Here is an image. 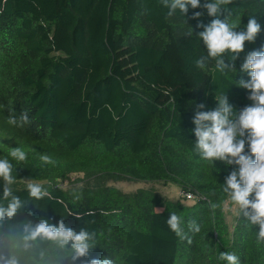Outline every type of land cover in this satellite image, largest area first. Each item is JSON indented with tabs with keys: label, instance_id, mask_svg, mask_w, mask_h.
<instances>
[{
	"label": "trees",
	"instance_id": "trees-1",
	"mask_svg": "<svg viewBox=\"0 0 264 264\" xmlns=\"http://www.w3.org/2000/svg\"><path fill=\"white\" fill-rule=\"evenodd\" d=\"M168 11L162 0H0V159L13 164L12 187L24 205L0 220V255L17 264H58L64 253L51 241L26 240V229L63 220L76 232L97 234L76 264L106 256L115 264H226L218 259L225 251L240 264H264L258 226L238 207L227 219L222 184L237 166L203 160L193 123L223 94L237 113L252 105L238 82L250 80L241 71L246 56L264 48V0H233L215 17L191 6L185 16ZM194 12L202 15L193 19ZM252 16L260 33L234 61L225 54L236 70L221 73L214 61L196 67L207 55L198 25L228 18L240 32ZM9 112L17 119L27 112L30 122L10 125ZM17 147L26 152L23 162L10 156ZM43 154L55 165L44 164ZM29 180L51 198H30ZM124 181L175 185L180 197L114 186ZM171 212L185 231L191 220L200 224L199 233H189L191 244L167 226Z\"/></svg>",
	"mask_w": 264,
	"mask_h": 264
},
{
	"label": "clouds",
	"instance_id": "clouds-1",
	"mask_svg": "<svg viewBox=\"0 0 264 264\" xmlns=\"http://www.w3.org/2000/svg\"><path fill=\"white\" fill-rule=\"evenodd\" d=\"M232 2L233 0H205L201 4V0H162V4L169 9L168 17L173 16L177 10L185 16L189 6L192 9H206L208 15L215 17L222 6ZM201 15V12H194L192 18L196 19ZM198 27L204 28L197 37L206 46L207 55L197 59L195 65L204 70L210 61H214L215 68L221 73L225 70H236L234 63H225V54L231 53L230 61H234L244 50L245 42H253L261 31V25L254 16L249 17L246 30L240 32L234 31L236 26L231 25L228 18L223 21L217 18L207 26ZM185 35L191 37L192 29ZM241 71L250 75V80L241 79L238 84L249 90L248 99L253 102L252 105L244 107L237 113L229 104L227 96L223 94L216 98L217 107L214 110L197 111L193 118L195 149L203 160L211 162L219 160L226 165L237 166L226 176L222 191L227 194L231 204L238 207L239 214L245 220L253 226H258L259 243L264 242V48L250 52L241 65ZM204 107L203 104L198 105V108ZM7 122L13 126L23 127L30 121L27 112L21 113L19 119L9 112ZM10 156L17 162L27 159L26 152L20 147L12 148ZM40 160L44 164L56 163L47 154L41 155ZM13 172V164L7 158L0 159V180L4 182L2 200L7 201L6 206L0 204V220L12 218L24 206L22 200L14 194L12 186L16 181V175H13ZM26 185L30 198L37 201L45 197L51 198L47 188L40 183L29 180ZM166 223L179 239L186 240L188 244L192 243V236L189 233L194 235L201 231L200 224L195 220L188 222V230L185 231L181 217L175 212L170 213ZM26 231V240L51 241L64 253L58 264L69 259L72 264H76L81 258L87 257L89 251L95 247L97 235L86 228L76 232L66 227L63 220L55 225L41 221L30 225ZM218 259L226 264H240V259L234 252H220ZM0 264H17V261L0 255ZM84 264H115V261L111 256H106L84 261Z\"/></svg>",
	"mask_w": 264,
	"mask_h": 264
},
{
	"label": "rangeland",
	"instance_id": "rangeland-1",
	"mask_svg": "<svg viewBox=\"0 0 264 264\" xmlns=\"http://www.w3.org/2000/svg\"><path fill=\"white\" fill-rule=\"evenodd\" d=\"M70 184V182H69ZM114 186L120 189L123 192H133L137 189H146L149 187H153L156 190L160 191L163 195L173 200H177L180 197V192L175 185H163L160 183H144V182H131V181H124V182H117ZM192 200L188 199L184 202V204L190 205ZM235 205L230 203L225 204V210L227 212V219L229 221L232 220V217L236 213Z\"/></svg>",
	"mask_w": 264,
	"mask_h": 264
},
{
	"label": "built area",
	"instance_id": "built-area-1",
	"mask_svg": "<svg viewBox=\"0 0 264 264\" xmlns=\"http://www.w3.org/2000/svg\"><path fill=\"white\" fill-rule=\"evenodd\" d=\"M185 197H186L187 199H192V195H191V194H188V193L185 194Z\"/></svg>",
	"mask_w": 264,
	"mask_h": 264
}]
</instances>
